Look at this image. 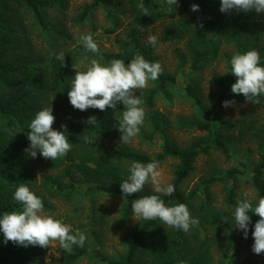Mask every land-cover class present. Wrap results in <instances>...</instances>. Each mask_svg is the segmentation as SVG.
I'll return each mask as SVG.
<instances>
[{"label":"trees","instance_id":"trees-1","mask_svg":"<svg viewBox=\"0 0 264 264\" xmlns=\"http://www.w3.org/2000/svg\"><path fill=\"white\" fill-rule=\"evenodd\" d=\"M143 3L147 12L140 7ZM178 7L170 11L166 0H119L115 4L111 0H92L88 5L82 7L77 15L76 23L83 25L92 23L93 13L101 10L105 13L106 19L112 27L105 29L106 34L114 33L120 27V19L115 12L117 6L125 5L129 9V17L136 28H132L127 39L119 43L120 53H100L99 57L105 62L115 59L125 61L127 65L137 55L150 62H157L155 55L159 44L186 39V47L190 54L191 68L196 70L202 65L215 62L221 52L222 42L234 44L237 52L244 54L250 50H256L260 55V66L264 67V45L263 34L258 28H254L249 38L243 37V32L250 28L256 20H264V13L252 12H220V0H177ZM198 5L199 11H191V6ZM50 5L49 0H0V87L5 88L9 93L0 95V129H15L20 143L27 145L29 124L33 118L28 114L27 102L39 89V82L44 84L62 105L63 125L66 126L65 134L69 142L73 144L72 150L66 157L51 161L43 158L38 153V160L48 169L57 170L63 168V176L46 177L43 181L45 189L51 194L69 199L79 192L78 184H92L91 190L105 195H112L122 198L120 184L128 178L130 171L125 165L141 162L148 163L152 160L160 162V166L168 159H175L178 165L173 172L175 191L171 196L151 193L142 190L131 196H127L126 205L123 209L121 219L116 228L132 216L131 202L137 198L148 195H160L166 206H174L179 203L186 204L194 219L199 224L193 225L185 233L182 230L168 227L163 229V223L159 220L143 221L138 228L131 232L124 256L113 260L108 257H99L103 264H213V248L218 238L225 234L233 236L237 245L233 246V252L245 243L242 230L235 227V208L237 202L243 200L238 198L237 190L240 182H245L254 191L255 201H251L253 208L260 198L264 197V121L254 116L243 117L239 123L244 133L251 131L256 138L257 162L239 159L225 134L232 125H225L222 117L217 114L224 101L238 100L240 103H250L264 109V96L257 97L259 103L246 101L243 95H235L231 92V85L235 83V77L231 74L230 60L229 75L227 78H215L214 85L217 93L210 104L206 103L200 95L199 90L187 84L185 96L192 102L197 110L199 119L189 122H181L182 125L196 127L207 131L205 138L193 140L187 147L181 148L171 141L163 133V121L153 116L150 118L152 135H143L146 139L152 140L158 137L161 141V150L156 156H149L135 150L115 145L111 140L121 136L118 130V123L122 119L124 106L122 103L116 105L115 110L109 109L102 115L96 116V124L88 125L81 130L77 110L74 109L68 99V91L72 86V68L77 62V55L74 52H67L63 66L55 59L56 54H50L43 60L39 68L41 76L33 80L31 75L35 72L33 64L25 63L24 66L14 68L8 61L9 37L15 34L11 23L6 20L9 9L14 7L20 14L29 15L41 34L57 32L50 24L44 14V8ZM187 14L188 16H182ZM171 20L170 29L167 30L153 47L151 44L144 45L139 38L138 28L145 29L158 21ZM203 25V27H200ZM62 34L60 33L59 36ZM153 85L150 90L141 94L145 109H153L157 96L166 99L170 98L171 88L177 83L176 76L162 73L156 81H149ZM23 91V94L16 96L13 92ZM245 129V130H244ZM84 137L93 140L87 143ZM2 138L0 137V141ZM0 148V216L6 212L21 211V205L14 199L12 185H27L31 180L26 177L23 167L27 165L22 150L16 153H7ZM219 152L227 162L234 163V166L226 170L213 172L204 182L189 192L182 189L185 180L193 172L196 160L199 156H208L211 152ZM223 184L225 188L226 209L211 207V195L207 187L212 184ZM5 195V197H4ZM201 196L203 198H201ZM42 199V198H41ZM196 200H200L196 203ZM44 209L49 208V203L42 199ZM251 223L248 231L252 232L254 225L259 219L255 214L250 213ZM73 234L75 232L73 231ZM31 246L23 247L13 243L0 242V264H30L28 258ZM41 251L39 247V252ZM86 246H73L71 253L59 247L61 264H76L78 260L90 255ZM27 254V255H26ZM36 254V253H35ZM229 264H235L229 262ZM244 264H256L247 261Z\"/></svg>","mask_w":264,"mask_h":264},{"label":"rangeland","instance_id":"rangeland-1","mask_svg":"<svg viewBox=\"0 0 264 264\" xmlns=\"http://www.w3.org/2000/svg\"><path fill=\"white\" fill-rule=\"evenodd\" d=\"M50 5L44 8V14L47 20L56 28L57 32L49 34H41L40 30L35 25L33 19L27 14H20L19 10L14 7L9 9L7 19L11 23V28H14L15 34L9 37L8 44V61L14 67L24 66L25 63L33 64L35 71L31 75V79L36 80L41 76L40 67L43 65V60L47 59L50 54L74 52L77 55V62L72 68V77L76 71H86L90 66L92 59L99 60L103 65L107 66L110 62H105L99 57L100 53H120L119 43L127 39V34L132 28H136L132 19L129 17V9L125 5L117 6L115 12L120 19V27L112 34H106L105 29L112 27L111 23L106 19L105 13L97 10L93 13L92 23L80 25L76 23L77 15L81 12L83 6L88 5L92 0H49ZM115 4L119 0H111ZM182 16H188L182 14ZM171 20L158 21L149 27L142 29L138 28L140 41L144 45H149L148 37L155 35L159 39L167 30H169ZM254 28L261 30L263 34L264 45V20H256L254 24L245 30L243 37L249 38ZM60 33L62 34L61 36ZM91 33L94 41L99 46V53H92L85 50L82 43L79 42V37ZM186 39L159 44L156 48L155 55L157 62L163 68V73L176 76L177 83L171 88L170 98L166 99L162 96H157L155 107L153 109H145V123L140 129L138 137L134 138L130 143L121 144L120 137L111 140L115 145L129 148L137 152L147 154L151 157L156 156L161 150V140L158 137L152 140L146 139L143 135L151 136L152 127L150 118L155 116L163 121V133L167 138L173 141L181 148L187 147L193 140L205 138L207 131L182 125L181 122H189L198 120V112L193 107L192 102L185 96V87L187 84L195 86L206 103L210 104L217 93L214 85L215 78H227L229 75L228 61L237 53L234 44L231 42L221 43V52L219 58L210 64L202 65L200 68L193 70L191 68L190 54L186 47ZM88 57L84 64L78 62L83 57ZM39 89L34 90V94L28 99L27 107L28 114L34 119L35 114L45 107L52 108V115L55 117L53 129L63 131L62 105L56 100V97L49 90H46L44 84ZM153 85L149 83V87L138 90L137 95L145 90H150ZM23 91L13 92L16 96L23 94ZM8 91L0 87V95L7 94ZM233 101V100H231ZM235 104L231 107H221L217 110L225 125H232V128L226 130L225 134L232 146L233 153L241 160L257 162L256 138L251 134L243 132L239 121L243 117L254 116L259 119V122L264 121V109L250 103H240L234 100ZM118 104V103H117ZM105 111L98 109H87L83 112L77 110L78 124L81 130L88 127L86 121L89 117L102 115L105 117ZM245 130V129H244ZM0 148H4L5 152L16 153L22 150L23 156L27 165L23 167L26 171V177L31 182L26 186L35 193L39 198L46 200L49 203V208L44 209V215H51L54 219H58L72 227L73 231L79 230L87 236L84 243L88 251H92L90 255L77 261L76 264H103L98 259L99 257H108L116 260L124 256L129 241L131 232H133L144 221L137 219L134 215L127 220L121 228H116L119 223L126 202L124 199L112 195L97 193L90 189L92 184H78L79 192L72 195L69 199L51 194L48 192L43 181L46 177H61L63 176V168L51 170L45 167L36 158H31L25 149L30 146V141L27 145H22L20 139L15 133V129H0ZM178 165V161L168 158L160 166L162 173V183L168 184L173 180V172ZM234 166V163L227 162L224 157L216 151L210 155H201L195 163V167L190 176L185 180L182 189L188 194L204 180H206L213 172L226 170ZM130 171V165H125ZM19 186V185H18ZM17 185H12V191L16 190ZM225 188L223 184H212L207 187V192L211 195V207L216 209H226L225 205ZM145 191L155 193L151 183L144 186ZM248 193L247 199L255 201L256 195L250 185L245 182H240L237 190L238 198L245 199V193ZM162 194V193H156ZM2 197V196H0ZM5 197V195H4ZM201 198H203L201 196ZM200 200H196L199 203ZM163 229L169 226L163 224ZM254 230V229H253ZM244 235V234H243ZM4 241L3 233L0 232V242ZM12 243V242H10ZM254 240L252 232L248 231L245 243L233 252V246L237 245L236 240L229 234L218 238L216 246L213 248V264H244L247 261L255 262L256 264H264V253L256 255L252 252ZM59 244L53 243L49 248H41L39 246H31V252L28 261L30 264H61V255L59 253ZM36 253V254H35ZM26 254V255H27ZM145 264L148 262L143 259Z\"/></svg>","mask_w":264,"mask_h":264},{"label":"clouds","instance_id":"clouds-1","mask_svg":"<svg viewBox=\"0 0 264 264\" xmlns=\"http://www.w3.org/2000/svg\"><path fill=\"white\" fill-rule=\"evenodd\" d=\"M169 10L178 7L177 0H166ZM138 7L145 13L147 8L143 3ZM220 12H252L264 13V0H220ZM191 11H199L198 5L193 4ZM203 27V25H200ZM79 42L88 52L99 53V46L94 41L91 33L81 35ZM148 42L155 47L157 37L151 35ZM55 59L61 63L65 54H56ZM88 57H83L78 63L84 64ZM260 55L256 50L247 51L244 54L235 53L230 60L231 74L235 77V83L231 85V92L235 95H243L246 101L259 103L257 97L264 96V67L260 66ZM163 73L159 62L150 63L143 56L137 55L130 62L120 59L112 60L107 66L99 60L92 59L86 71H76L72 79L71 89L68 91L70 105L81 112L87 109L115 110L117 103H122V119L118 123V130L122 133L121 144L130 143L140 134V129L145 123V109L141 106L142 99L137 95L138 90L149 87V81H156ZM235 104V101H224L222 106L227 108ZM55 117L52 108L45 107L35 114L29 124L28 140L30 146L25 152L31 158H36L37 151L45 159L55 161L67 156L72 150L73 144L65 135L67 129L61 125L63 131L53 129ZM88 125L96 124L95 117H89ZM85 142L92 143L89 137H84ZM160 162L152 160L148 163L132 162L130 175L120 184L122 199L131 196L144 189L151 183L155 193L171 196L174 185L164 184L161 180ZM245 199L237 202L235 208V227L242 230L247 239L248 226L251 223L250 213L259 217L252 231L254 244L252 252L256 255L264 253V197L260 198L257 205H253L245 194ZM14 201L21 205V211L6 212L0 216V232L3 233L4 243L12 242L14 245L28 247L39 246L49 248L53 243L66 252L71 253L73 246L83 247L87 239L79 230L73 234L70 225L54 219L51 215H44V204L29 187L20 184L13 195ZM133 215L144 221L159 219L163 224L182 230L187 233L193 225L199 224L194 219L186 204L179 203L174 206H166L160 195H148L137 198L131 202Z\"/></svg>","mask_w":264,"mask_h":264}]
</instances>
